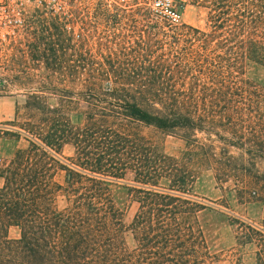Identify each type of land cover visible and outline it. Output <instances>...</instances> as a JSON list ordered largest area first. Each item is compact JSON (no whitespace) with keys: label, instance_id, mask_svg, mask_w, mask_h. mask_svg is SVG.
<instances>
[{"label":"trees","instance_id":"obj_1","mask_svg":"<svg viewBox=\"0 0 264 264\" xmlns=\"http://www.w3.org/2000/svg\"><path fill=\"white\" fill-rule=\"evenodd\" d=\"M192 2L208 11L207 30L152 26L157 45L170 41V60L149 49L101 62L82 53L72 18L46 23L50 55L35 62L68 71L24 78L36 87L24 94V122L17 104L16 130L7 132L28 147L0 168V264H214L200 221L210 208L191 196L197 166L241 192L255 186L264 204V81L246 75L250 66L264 70V0ZM12 84L23 82L0 77V93ZM142 127L179 135L184 156L165 154Z\"/></svg>","mask_w":264,"mask_h":264},{"label":"rangeland","instance_id":"obj_2","mask_svg":"<svg viewBox=\"0 0 264 264\" xmlns=\"http://www.w3.org/2000/svg\"><path fill=\"white\" fill-rule=\"evenodd\" d=\"M115 6L117 9L113 7L106 9L100 0H69V6L61 15L42 10H28L19 23L0 25V77L19 76L23 82V84H12L5 93H0V96L4 95L0 97V110H4L5 116L6 114L9 116L6 120L0 121L1 169L9 164L17 150L28 147L25 138L18 141L7 133L16 130L9 124L16 117L17 104L21 110L19 122H24L26 118L23 109L26 100L24 94L29 88L36 87L24 78L29 75L42 76L54 71H68L46 68L42 62H35V59L43 58L45 54L50 55L46 51V45L41 43V38L48 36L45 26L46 23L52 25L53 16L65 14L72 18L74 24L69 25L68 31L76 38L82 35L86 41L83 44L85 52L82 53L88 54L87 51L101 62L108 58L124 60L128 57L145 56L149 49L153 52L152 57L173 59L174 52L170 50V41L166 40L164 44L157 45L151 33L158 29H153L152 26H158L169 34L172 30H179L185 26L202 31L209 28L208 11L192 0L183 9V22L180 26H169L134 0H127ZM75 10L78 11L77 14L71 16L70 12ZM106 10L112 12L107 14ZM7 15L0 13V22L1 16ZM145 17L150 22L147 23ZM48 32L54 33V29H48ZM68 55L75 56L76 53L70 50ZM246 75L256 83L264 81L262 68L250 66ZM51 104L57 105V101L51 100ZM82 110L83 107L72 113L75 124L82 122ZM141 132L165 154L177 158L184 156L186 142L179 135L152 127H142ZM63 155L66 158L73 157L74 149L71 146L65 147ZM193 168L198 173V179L191 196L210 208L200 215V221L205 236L217 255L214 264H257V254L262 245L259 234L264 233V204L258 201L259 190L255 191L254 186L250 192H241L236 189L238 185L232 179L220 184L216 181L213 170L199 166ZM253 192L257 195L255 196ZM135 212L136 207L133 206L127 213L126 222H130ZM11 236L17 237L18 231L12 229ZM126 239L129 247H134L130 233L127 234Z\"/></svg>","mask_w":264,"mask_h":264},{"label":"built area","instance_id":"obj_3","mask_svg":"<svg viewBox=\"0 0 264 264\" xmlns=\"http://www.w3.org/2000/svg\"><path fill=\"white\" fill-rule=\"evenodd\" d=\"M108 6H115L127 0H100ZM150 10L153 15L169 26H180L183 22V9L190 0H134ZM69 6V0H0V25L17 24L28 10H42L61 15ZM12 13V14H10Z\"/></svg>","mask_w":264,"mask_h":264},{"label":"crops","instance_id":"obj_4","mask_svg":"<svg viewBox=\"0 0 264 264\" xmlns=\"http://www.w3.org/2000/svg\"><path fill=\"white\" fill-rule=\"evenodd\" d=\"M6 115L7 116H5L4 110H0V121H4L9 117L8 114ZM3 186H4V179L0 177V188H2Z\"/></svg>","mask_w":264,"mask_h":264}]
</instances>
